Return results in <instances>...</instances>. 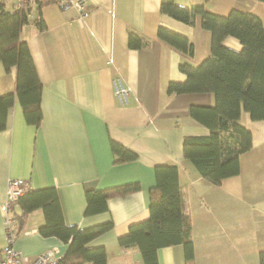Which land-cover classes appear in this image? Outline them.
I'll return each mask as SVG.
<instances>
[{"label":"crops","instance_id":"1","mask_svg":"<svg viewBox=\"0 0 264 264\" xmlns=\"http://www.w3.org/2000/svg\"><path fill=\"white\" fill-rule=\"evenodd\" d=\"M183 6L204 4L226 15L232 8L258 15L264 24L261 0H175ZM15 10V0H0ZM79 9H62L54 2L28 6V22L21 38L28 42L41 83L42 119L28 122L18 98L10 108L7 126L0 131V251L5 244L1 205L10 178H21L25 192L55 187L64 221L86 227L112 220V229L90 245H105L107 264H144L137 247L124 248L119 237L150 216L149 190L158 165H177L184 210L191 215L195 255L185 258L183 244L162 247L161 264H260L264 249V119L242 121L252 132V148L241 156V172L219 185L206 180L184 158L186 135L208 134L194 119L190 106L212 105L210 92L169 93L171 80L183 81L180 52L160 41L165 25L194 42V64L210 54L211 33L201 25L179 21L161 11V0H83ZM42 20L44 29L37 22ZM148 38L141 49L129 46V32ZM236 50L241 43L227 37ZM130 88L127 98L116 93L117 82ZM16 91V69L6 72L0 62V93ZM138 157L115 162L111 141ZM138 182L140 188L109 198L108 210L86 215V190ZM21 212L19 205L15 207ZM42 208L30 211L14 246L30 261L55 250L62 257L69 243L43 235ZM27 264H31L30 262ZM91 264V263H87Z\"/></svg>","mask_w":264,"mask_h":264},{"label":"trees","instance_id":"2","mask_svg":"<svg viewBox=\"0 0 264 264\" xmlns=\"http://www.w3.org/2000/svg\"><path fill=\"white\" fill-rule=\"evenodd\" d=\"M160 8L187 24H193L199 17L202 27L211 33L210 54L198 64L193 62L194 42L187 35L162 24L157 37L180 52L179 68L186 75L183 81L171 80L168 92H210L214 96L212 105L190 106L191 116L205 125L209 133L186 135L183 154L206 180L219 185L223 179L241 172V156L252 148V132L242 121L243 113H249L252 120L264 119V24L255 13L239 8L223 15L206 9L204 4L187 7L175 0H161ZM27 13L26 7L8 10L0 2V62L6 72L16 69V91L0 93V131L6 128L9 110L17 98L28 122L37 127L42 119V83L28 42L21 38L22 28L28 22ZM37 24L40 29L45 28L42 20ZM229 36L239 40L241 49L224 43ZM150 43L145 36L130 30L131 48L141 49ZM111 148L116 163L138 157L136 152L113 140ZM155 180L149 190V218L132 224L119 237V244L124 248L137 247L144 264H161L162 247L183 244L186 260L192 261L195 255L192 219L184 210L178 166H156ZM139 188L138 182H129L88 189L85 214L105 212L109 198L125 196ZM17 205L21 212L15 209ZM37 208H42L46 219L40 233L55 235L69 243L58 264H107L106 246L90 242L113 228L111 219L86 227L66 224L56 188L45 187L24 192L18 198L14 210L20 228L26 215ZM259 260L264 264V249L259 252Z\"/></svg>","mask_w":264,"mask_h":264},{"label":"built area","instance_id":"3","mask_svg":"<svg viewBox=\"0 0 264 264\" xmlns=\"http://www.w3.org/2000/svg\"><path fill=\"white\" fill-rule=\"evenodd\" d=\"M40 2H54L62 9L75 7L79 9V19L85 20L89 14V9L84 5L83 0H15L16 8H28L31 4ZM130 88L124 86L120 81L116 85V93L120 98H127ZM25 192L24 181L21 178H10L7 183L5 200L1 205L3 214V225L5 230V244L0 251V264H58L60 257L55 250H47L40 253L35 259L30 261L14 246V241L18 235V216L14 206L18 198Z\"/></svg>","mask_w":264,"mask_h":264}]
</instances>
